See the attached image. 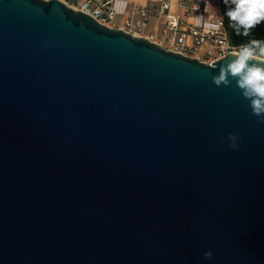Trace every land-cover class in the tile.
<instances>
[{
	"label": "water",
	"instance_id": "1",
	"mask_svg": "<svg viewBox=\"0 0 264 264\" xmlns=\"http://www.w3.org/2000/svg\"><path fill=\"white\" fill-rule=\"evenodd\" d=\"M225 60L0 0V264H264V122Z\"/></svg>",
	"mask_w": 264,
	"mask_h": 264
},
{
	"label": "clouds",
	"instance_id": "2",
	"mask_svg": "<svg viewBox=\"0 0 264 264\" xmlns=\"http://www.w3.org/2000/svg\"><path fill=\"white\" fill-rule=\"evenodd\" d=\"M53 3L54 0H42L44 5ZM224 3L227 5L224 11L237 35L249 36L257 24L264 22V0H224ZM222 23L223 19L212 27L219 30ZM225 56V62L210 65L218 69L211 73L212 80L218 86H235L248 102L252 114L264 122V39H250ZM229 139V147L238 149L239 134L229 133ZM213 256L212 250L204 252L208 260Z\"/></svg>",
	"mask_w": 264,
	"mask_h": 264
},
{
	"label": "crops",
	"instance_id": "3",
	"mask_svg": "<svg viewBox=\"0 0 264 264\" xmlns=\"http://www.w3.org/2000/svg\"><path fill=\"white\" fill-rule=\"evenodd\" d=\"M71 7L76 8L83 0H63ZM184 2L187 9H182L180 4ZM165 3L169 8L162 12ZM115 6L120 12L114 18L115 29H123L133 35L154 39L157 42L169 43L171 38L178 37L182 33H188L187 25L193 23L211 22L217 23L222 19V11L219 0H115ZM195 7L201 9L198 12ZM180 14L182 20L177 34L172 35L168 31L169 16ZM132 19L130 28L125 27L127 19ZM194 38L189 34L188 42L192 43ZM210 44L205 43L201 46L197 55L193 56L199 60L209 63L219 60L218 57H210L208 50Z\"/></svg>",
	"mask_w": 264,
	"mask_h": 264
},
{
	"label": "built area",
	"instance_id": "4",
	"mask_svg": "<svg viewBox=\"0 0 264 264\" xmlns=\"http://www.w3.org/2000/svg\"><path fill=\"white\" fill-rule=\"evenodd\" d=\"M182 9H187L184 2L180 4ZM169 8V4L165 3L162 7V12ZM77 10H80L93 18H95L99 23L104 24L110 28L114 26V18L120 12L117 10L115 6V0H83L77 7ZM198 12H201V9L195 7ZM182 20V16L180 14L176 16H169V28L168 31L172 33V35L177 34L180 28V23ZM221 20L217 23L204 22V23H193L192 25H187L189 30V34L194 38L193 42H188V33H182L178 37L171 38L169 43L160 41L157 42L153 38L151 41L159 44L167 50H171L174 52L181 53L186 56L193 57L198 54L201 46L205 43L210 44V49L208 50L209 56L223 58L225 57V53H231L238 48L231 46L229 41L227 40L223 23L222 26L217 30L212 27V25L220 24ZM132 24V19H127L125 22V27L130 28ZM213 62H209L211 64Z\"/></svg>",
	"mask_w": 264,
	"mask_h": 264
},
{
	"label": "trees",
	"instance_id": "5",
	"mask_svg": "<svg viewBox=\"0 0 264 264\" xmlns=\"http://www.w3.org/2000/svg\"><path fill=\"white\" fill-rule=\"evenodd\" d=\"M219 3L222 11L224 33L231 46L238 48L250 39H264V22L257 24L249 36L237 35L224 11L227 5L224 0H219Z\"/></svg>",
	"mask_w": 264,
	"mask_h": 264
},
{
	"label": "rangeland",
	"instance_id": "6",
	"mask_svg": "<svg viewBox=\"0 0 264 264\" xmlns=\"http://www.w3.org/2000/svg\"><path fill=\"white\" fill-rule=\"evenodd\" d=\"M74 8V7H73ZM76 9V8H75Z\"/></svg>",
	"mask_w": 264,
	"mask_h": 264
}]
</instances>
